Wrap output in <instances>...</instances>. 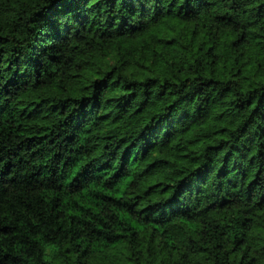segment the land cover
Wrapping results in <instances>:
<instances>
[{
  "label": "trees",
  "instance_id": "16d2710c",
  "mask_svg": "<svg viewBox=\"0 0 264 264\" xmlns=\"http://www.w3.org/2000/svg\"><path fill=\"white\" fill-rule=\"evenodd\" d=\"M0 264H264V0H0Z\"/></svg>",
  "mask_w": 264,
  "mask_h": 264
}]
</instances>
